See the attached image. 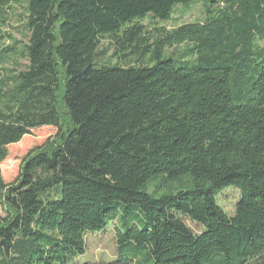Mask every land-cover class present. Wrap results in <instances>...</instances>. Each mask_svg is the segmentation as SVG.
<instances>
[{
    "label": "trees",
    "instance_id": "trees-1",
    "mask_svg": "<svg viewBox=\"0 0 264 264\" xmlns=\"http://www.w3.org/2000/svg\"><path fill=\"white\" fill-rule=\"evenodd\" d=\"M10 2L0 264H264V0H26L21 47ZM41 128L7 180L9 147ZM110 225L116 259L79 263Z\"/></svg>",
    "mask_w": 264,
    "mask_h": 264
},
{
    "label": "rangeland",
    "instance_id": "rangeland-1",
    "mask_svg": "<svg viewBox=\"0 0 264 264\" xmlns=\"http://www.w3.org/2000/svg\"><path fill=\"white\" fill-rule=\"evenodd\" d=\"M26 0H11L10 8L7 10L8 22L1 29L5 33H9L13 39L19 42V47L27 42L28 32L25 27L26 15ZM181 10H179L180 12ZM175 20L163 23L168 27L177 24L197 21L202 17L200 6L193 5L184 13L173 15ZM11 40H6L0 44V48H5L11 45ZM107 49V41H102L100 51H104V58L110 57L112 50ZM114 61L115 59H111ZM55 133L54 128H41L33 130L31 136L23 138V140L9 147V156L2 163V171L7 180H12L16 177L22 158L33 147L42 144L46 138ZM153 188L151 187V190ZM164 190L162 189V192ZM218 204L228 214L233 215L235 206L239 200V191L233 187H227L218 195ZM187 226L195 233L199 234L202 230L201 226L185 219ZM86 254L79 258V263H97L113 261L117 257V247L113 233V225H110L106 230L99 233H88L86 235Z\"/></svg>",
    "mask_w": 264,
    "mask_h": 264
}]
</instances>
